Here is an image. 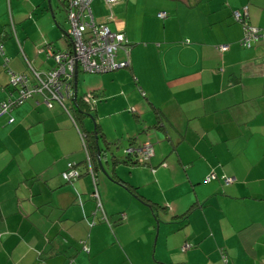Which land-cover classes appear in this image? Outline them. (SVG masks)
<instances>
[{
    "label": "crops",
    "instance_id": "1",
    "mask_svg": "<svg viewBox=\"0 0 264 264\" xmlns=\"http://www.w3.org/2000/svg\"><path fill=\"white\" fill-rule=\"evenodd\" d=\"M46 1L0 0V102L17 95L11 73L34 83V71L56 66L51 52L71 47L67 32L63 44L54 26L23 25L32 11L36 21L48 19L47 8L61 26L56 4ZM58 1L67 19L66 0ZM89 7L96 21L122 31L129 47V66L107 75L112 90L92 83L91 96H121L125 111L135 115V102L146 98L154 114L150 125L133 122L107 139L138 145L150 142L144 135L153 128L169 140L190 136L193 143L184 155V147L173 146L176 157L168 146L153 147L147 166L117 162L114 176L106 170L109 177L96 162L92 176L80 131L67 112L74 105V80L62 88V102L34 92L0 116V264H95V256L116 243L118 227L136 219L144 222L143 248L149 251L156 225L151 212L158 225L154 258L162 264H264V44L241 46L242 24L233 17L246 7V22L264 29V0H123L111 7L91 0ZM162 11L165 18L157 15ZM222 43L227 50L216 47ZM79 82L78 70L77 88ZM76 97H82L78 90ZM107 154L101 155L106 165ZM68 162L80 170L77 179L62 178ZM225 177L232 181L225 183ZM118 179L159 207L153 210ZM191 206L186 220L178 217ZM173 230L168 244L166 232ZM183 242L188 250L178 256ZM122 251L120 262L132 264L123 244ZM108 259L102 264H112Z\"/></svg>",
    "mask_w": 264,
    "mask_h": 264
},
{
    "label": "built area",
    "instance_id": "2",
    "mask_svg": "<svg viewBox=\"0 0 264 264\" xmlns=\"http://www.w3.org/2000/svg\"><path fill=\"white\" fill-rule=\"evenodd\" d=\"M103 1L108 7H111L123 0ZM90 2L91 0H66L67 21L69 24L66 34L69 36L71 47L68 50L51 52L56 61V66L47 72L34 71V83H30V78L26 74L11 73L10 82L17 90V95L0 102V116L23 103L34 92L46 93L47 96L62 102L64 99L62 88L65 86L67 89L72 84L78 70L101 73L129 66V52L124 33L119 30H111L105 22L96 21L89 7ZM246 11V7H244L243 10L233 12L235 20L242 24L243 35L239 41L240 45L250 47L256 40H260L264 44V29L249 25L245 19ZM157 15L159 18L166 17L164 11L159 12ZM216 47L224 51L227 50L228 44L222 43ZM0 50L2 51L1 40ZM120 50L126 54L124 58H118ZM91 98L92 96L89 93L83 96L86 102H92ZM80 136L83 147H85L83 134L80 133ZM123 153L137 158L142 163L149 162L150 157L153 155V145L150 142L128 145L123 149ZM87 172H90L92 176L94 175L90 164H88ZM80 173L74 162H68L66 168L61 172V176L63 179L71 181L77 179ZM208 179H210V176L207 177ZM231 181V177L224 178L225 183ZM97 195L95 191L93 196L97 197ZM97 206L98 209H101L99 200ZM102 214V218L107 220L103 211ZM83 249L87 250L85 246H83ZM67 264H72V261Z\"/></svg>",
    "mask_w": 264,
    "mask_h": 264
},
{
    "label": "rangeland",
    "instance_id": "3",
    "mask_svg": "<svg viewBox=\"0 0 264 264\" xmlns=\"http://www.w3.org/2000/svg\"><path fill=\"white\" fill-rule=\"evenodd\" d=\"M38 1L39 0H32V3L36 4V2H38ZM46 2H48V0ZM53 2H54V4H56L55 8H53V9L55 12L56 20L61 25L60 26L61 29L54 22L52 14H50L49 9H47V8L44 9V14H46L45 16L48 19L37 18L38 20L36 21L37 13H35V11H32V12H30V14L28 13V16L29 15L30 16L28 17V19L26 18L24 20L23 25L27 26V28L30 30H33L31 27L34 25L36 26V29L40 25L45 26L46 24H49V27L54 26L55 29L58 30V32L61 35L62 43L65 44V41L63 40V37H62V34H63L62 32L67 31V29L69 28V24H68V21L66 19V14H65L64 6H63L64 3H62L58 0H53ZM41 9L42 8H40L39 11H36V12H38V14L41 13ZM25 22H26V24H25ZM126 45H127V43H126ZM127 49L129 52L128 46H127ZM121 54L124 55V51L120 50L118 55L121 57ZM117 70H122V69L120 68ZM113 72L114 71H112V72H101V73H93V72L89 73V72H83L82 70H79L80 87L77 88L78 95L83 96V95L88 94V93L91 94V92L93 93V91L90 89L92 86V83H98V84H100L101 82L106 83L108 85V91L112 90L110 88L111 82L108 81L107 75H110ZM88 87H90V88H88ZM107 99H108V96H106V94L102 95L101 98H99L98 96L95 97V95H94L91 98V101H92L93 106H94V110L92 112L86 111L87 114H85V115L81 114V113L79 115H76L77 116V118H76L77 124L81 128V130H84V131L92 130L94 128V124L96 121L98 123L99 127L101 128V130L104 132L105 137L107 138L110 135H113L116 131H121V130L125 129V127H128L130 124H133V122H136L137 124H142V126L143 125L148 126L151 123H153V122H151V119L154 118V114L152 113V110L150 108V101L148 99H146V98L142 99L141 98L142 102H139V101L135 102V104H137V107H138V115L133 114V111H125L128 109L124 108L126 106V104H124V102L121 100V96L115 100H109V99L107 100ZM128 107H130V106H128ZM93 116H94V119H93ZM148 131H150V132L147 133L148 135H146V136L144 135V137L150 139V143L153 145L154 148H156V147H160V148L162 147L163 148L164 146H166V147L168 146L169 147L168 151H169L170 149H172L173 146L175 147V145H176V147L180 150L182 147H184L181 150V154L184 155V150L187 149V146H190L193 143L191 141L189 142L190 136H188V138H185V139L172 137L169 140L167 135L161 131H154L153 128H151ZM140 134H142V133H140ZM178 139H182V141L178 143ZM193 141H195V139ZM140 143H143V142H140ZM127 144H128V141L124 140L123 143L119 145V147L113 149L111 152H108V154H107L108 164L107 165L105 163V159L104 158L102 159L103 166L106 168V170H108L109 172H112V169L114 167L112 165L111 157L113 155L114 156H123V149L128 146ZM169 154L176 157V152L173 150H170ZM97 165H98V163H97ZM119 166H125V165H119ZM136 166H140V168H141V167L147 166V164L140 163V164H137ZM98 168H99V166H98ZM124 168H128V167H124ZM99 170H100V172L102 171L100 168H99ZM126 171L128 172L129 169ZM210 174H212V172ZM169 181L167 183H169ZM174 195H176V194H174ZM194 196H195V193L193 191L192 195H190V197H194ZM141 203L147 205L145 202L141 201ZM158 213H159V216L161 218L162 214L159 211H158ZM151 215H152L151 218H153V220L156 223L155 231L152 235V240H151V250L148 251L145 248H143L144 235L143 236L141 235V231L143 230L144 222L136 219L129 226L118 227V238L115 237V239H114V240H116V243H114L112 245L110 244L111 247L108 250V253H103L100 257L95 256V264H97V263L102 264L103 259H105L107 257L109 258L108 261L110 260V262L112 264H123V261L120 262L123 259V255L121 253V252H123L122 251V244L124 245L126 251L130 255L129 257H131V261L133 262L132 264H157L156 262L159 260L156 258V260H157L156 261L154 258V243L156 242L157 235H158V232L156 235L157 220H156V217H154V215L152 214V212H151ZM124 220H125V218L123 219L122 222H124ZM184 220H186V219H184ZM184 220H182V222ZM174 222H177V220H175ZM177 224L179 225V224H181V222H177ZM170 225H172V223H168L164 226H165V228H167ZM180 230H182V229H180ZM180 230H178V231H180ZM176 233L177 232L175 230L166 232V234L169 237V238L167 237L168 238V241H167L168 244L173 243L174 235H176ZM167 238L165 237V239H167ZM119 240L121 241V244L118 243ZM184 243L185 242H183L179 246V255L178 256H183L188 250V249H182V246L184 245ZM159 251H160L159 249H158V251H156L155 257L161 255V253H159ZM165 252L170 255V253L168 251H165ZM162 255H165V254H162ZM160 263L162 264L163 262H160ZM128 264H130V263H128Z\"/></svg>",
    "mask_w": 264,
    "mask_h": 264
},
{
    "label": "trees",
    "instance_id": "4",
    "mask_svg": "<svg viewBox=\"0 0 264 264\" xmlns=\"http://www.w3.org/2000/svg\"><path fill=\"white\" fill-rule=\"evenodd\" d=\"M66 6V3H65ZM239 22V21H238ZM66 32V31H65ZM55 52V51H54ZM73 101H74V105L72 106V110L67 109V112H69V114L71 115L73 121L76 124V127L79 129L80 133L83 134V139H84V144L85 147L84 151H85V166L86 169H88V164L91 165V168L94 172V163H98V158H97V153L98 151L101 152V155L103 153H107V152H111L113 148H117L119 147V143L117 140H108L105 136L104 133L102 132V130L100 129L98 123L95 121V127L90 130V131H84L81 130V128L78 126L77 124V116L80 113L81 114H87L86 111L92 112L94 110V106L92 102H86L82 97H74L73 96ZM154 111L156 113V115L158 116V118L161 117V112L158 110V108L154 107ZM94 119V116H93ZM160 127V126H159ZM102 144V145H101ZM112 160V165L114 166L117 162H123V163H127L129 165H136V164H140L142 162H140L137 158L131 157L130 155H126L123 153V156H112L111 157ZM89 161V163H88ZM142 164H148V162H143ZM99 165L96 166V168ZM81 174V173H80ZM114 170H112V176H114ZM80 176V175H79ZM118 181L123 185H125V187H127V189H129V191H131V193H135L137 195V197L141 200L146 201L147 204H149V206L155 210L157 209V207H159L158 205H156L155 203H148L146 199H144L142 196L138 195L136 192V188L134 186H132L131 184H129L128 182L123 181L122 179H118ZM193 206L189 207L183 214L179 215L178 217L183 218V219H187L189 213L192 211Z\"/></svg>",
    "mask_w": 264,
    "mask_h": 264
},
{
    "label": "water",
    "instance_id": "5",
    "mask_svg": "<svg viewBox=\"0 0 264 264\" xmlns=\"http://www.w3.org/2000/svg\"><path fill=\"white\" fill-rule=\"evenodd\" d=\"M48 4H49V1H48ZM76 83H77V71H76V74H75V77H74V90H73L74 97H76V95H77ZM94 127H95V124H94ZM103 154H105V153H103ZM97 158H98V165H99L100 169L102 170V172L104 174H106L109 177L108 172L106 171V169L103 166V163L101 162V152L100 151H98V153H97ZM157 227H158V225H157Z\"/></svg>",
    "mask_w": 264,
    "mask_h": 264
},
{
    "label": "clouds",
    "instance_id": "6",
    "mask_svg": "<svg viewBox=\"0 0 264 264\" xmlns=\"http://www.w3.org/2000/svg\"><path fill=\"white\" fill-rule=\"evenodd\" d=\"M78 72V71H77Z\"/></svg>",
    "mask_w": 264,
    "mask_h": 264
}]
</instances>
